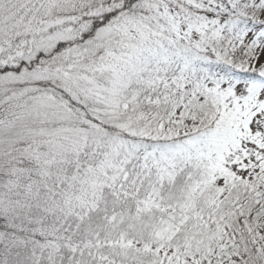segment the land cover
I'll return each mask as SVG.
<instances>
[{
  "label": "snow or ice",
  "instance_id": "6c2138e0",
  "mask_svg": "<svg viewBox=\"0 0 264 264\" xmlns=\"http://www.w3.org/2000/svg\"><path fill=\"white\" fill-rule=\"evenodd\" d=\"M0 264H264V0H0Z\"/></svg>",
  "mask_w": 264,
  "mask_h": 264
}]
</instances>
